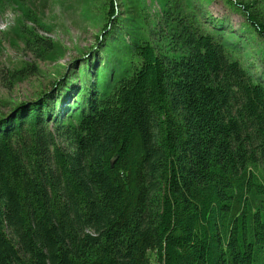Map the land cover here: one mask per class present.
Segmentation results:
<instances>
[{
    "label": "trees",
    "instance_id": "16d2710c",
    "mask_svg": "<svg viewBox=\"0 0 264 264\" xmlns=\"http://www.w3.org/2000/svg\"><path fill=\"white\" fill-rule=\"evenodd\" d=\"M222 1L237 31L211 0H84L109 72L62 106L0 100V264H264V81L245 62L264 73V0ZM0 5L35 58L61 55L31 0Z\"/></svg>",
    "mask_w": 264,
    "mask_h": 264
},
{
    "label": "rangeland",
    "instance_id": "374dc122",
    "mask_svg": "<svg viewBox=\"0 0 264 264\" xmlns=\"http://www.w3.org/2000/svg\"><path fill=\"white\" fill-rule=\"evenodd\" d=\"M31 2L33 6L28 5L30 11L38 15V18L49 28V31L43 32L36 26L37 32L57 44L61 49V55L55 61L35 58L34 53L26 50L25 45L14 34L15 27L32 26V23L24 18L14 5H0V69L3 71L17 69L24 62L33 63L37 68L35 74L11 85L8 81L0 79V100L6 102L4 107L6 112L19 103L36 102L41 92L48 93L52 89H57L54 92L58 95V99L53 101L61 102L62 106L63 98L70 95L74 87L80 85L81 79L85 81L87 69L93 73L99 69L104 75L105 72H109V70L105 71L104 67L106 64L110 65V62L108 63L107 58H103V47L98 46V42L104 36V33L100 34L101 22H97L98 17L91 22L84 19L81 15L84 0H47L43 8L40 7L42 0H31ZM101 4V1L94 2V8L100 7ZM206 9L214 17L225 20L227 31H237L243 21L242 16L222 0H211ZM92 16H95L94 12ZM237 34L242 36L238 32ZM98 35L100 38L97 40ZM242 37L241 45H246L253 52L256 47L249 44L247 37ZM245 60L253 66V73L264 81L262 69L256 68L257 65L261 67L259 60L256 57ZM67 91L69 93L64 96ZM68 98L71 99L70 96ZM56 102L54 104L57 106Z\"/></svg>",
    "mask_w": 264,
    "mask_h": 264
}]
</instances>
